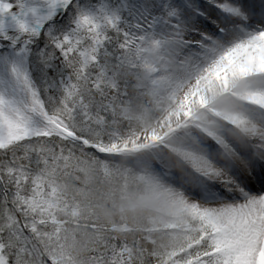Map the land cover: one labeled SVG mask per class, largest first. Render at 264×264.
<instances>
[{
	"label": "snow or ice",
	"instance_id": "snow-or-ice-1",
	"mask_svg": "<svg viewBox=\"0 0 264 264\" xmlns=\"http://www.w3.org/2000/svg\"><path fill=\"white\" fill-rule=\"evenodd\" d=\"M0 264H264V0H0Z\"/></svg>",
	"mask_w": 264,
	"mask_h": 264
}]
</instances>
